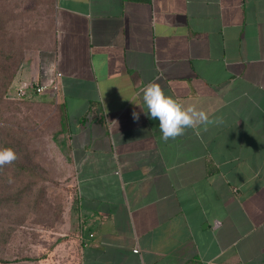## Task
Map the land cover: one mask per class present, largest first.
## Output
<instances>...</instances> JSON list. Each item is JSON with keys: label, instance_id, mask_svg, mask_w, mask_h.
<instances>
[{"label": "crops", "instance_id": "obj_1", "mask_svg": "<svg viewBox=\"0 0 264 264\" xmlns=\"http://www.w3.org/2000/svg\"><path fill=\"white\" fill-rule=\"evenodd\" d=\"M53 8L50 60L26 59L8 97L60 75L18 100L74 175L79 248L61 264H264V0ZM149 82L222 123L165 142Z\"/></svg>", "mask_w": 264, "mask_h": 264}, {"label": "rangeland", "instance_id": "obj_2", "mask_svg": "<svg viewBox=\"0 0 264 264\" xmlns=\"http://www.w3.org/2000/svg\"><path fill=\"white\" fill-rule=\"evenodd\" d=\"M53 12L52 0H0V49L13 43L23 62L40 69L51 56ZM43 129L25 102L0 103V148L19 157L0 169V260L6 264L71 263L79 248L72 168L57 137Z\"/></svg>", "mask_w": 264, "mask_h": 264}, {"label": "clouds", "instance_id": "obj_3", "mask_svg": "<svg viewBox=\"0 0 264 264\" xmlns=\"http://www.w3.org/2000/svg\"><path fill=\"white\" fill-rule=\"evenodd\" d=\"M142 101L147 111L144 114L152 120L158 121L162 139H176L185 134L187 129L207 130L209 125L222 123L221 117L210 118L209 114L196 104H182L175 98L166 95L156 82H149L142 90ZM140 114L132 113V119L139 121ZM18 154L10 147L0 148V169L12 165L18 160ZM221 221L217 220L216 224Z\"/></svg>", "mask_w": 264, "mask_h": 264}, {"label": "trees", "instance_id": "obj_4", "mask_svg": "<svg viewBox=\"0 0 264 264\" xmlns=\"http://www.w3.org/2000/svg\"><path fill=\"white\" fill-rule=\"evenodd\" d=\"M52 4H53V0H52ZM0 22H1V17H0ZM54 25L55 24L53 17V40L51 44V50H53V44H54V28H55ZM1 29L3 28L0 25V33L2 32ZM0 44H2L1 41ZM10 46H11L10 49L7 50L0 49V103L2 102V100L5 101L12 100L8 97V92L12 87L14 79L18 74L24 60L23 55L22 57H19V52H18L19 50H16L15 46H13V43ZM4 147H8V146H4ZM8 166L9 165L5 166L4 168H7ZM21 167L22 166H20L19 168ZM0 264H6V262L0 260Z\"/></svg>", "mask_w": 264, "mask_h": 264}, {"label": "built area", "instance_id": "obj_5", "mask_svg": "<svg viewBox=\"0 0 264 264\" xmlns=\"http://www.w3.org/2000/svg\"><path fill=\"white\" fill-rule=\"evenodd\" d=\"M59 74H56L55 76H51L53 78H45V80L39 84V85H30V86H23L21 88H19L16 92V97L18 99H22L28 96L29 92H33L36 95H40L41 93H43L47 88H53L55 89V82H54V78L59 77ZM218 224H214V228H217ZM134 253H138V250H134Z\"/></svg>", "mask_w": 264, "mask_h": 264}]
</instances>
